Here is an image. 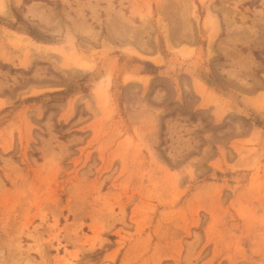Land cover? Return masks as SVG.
Listing matches in <instances>:
<instances>
[{"label":"rangeland","instance_id":"1","mask_svg":"<svg viewBox=\"0 0 264 264\" xmlns=\"http://www.w3.org/2000/svg\"><path fill=\"white\" fill-rule=\"evenodd\" d=\"M0 264H264V0H0Z\"/></svg>","mask_w":264,"mask_h":264}]
</instances>
